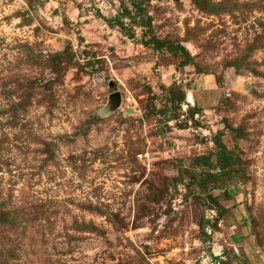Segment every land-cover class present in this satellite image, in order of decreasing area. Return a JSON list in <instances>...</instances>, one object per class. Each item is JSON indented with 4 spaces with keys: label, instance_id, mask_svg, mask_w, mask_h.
Segmentation results:
<instances>
[{
    "label": "rangeland",
    "instance_id": "374dc122",
    "mask_svg": "<svg viewBox=\"0 0 264 264\" xmlns=\"http://www.w3.org/2000/svg\"><path fill=\"white\" fill-rule=\"evenodd\" d=\"M135 1L0 0V264H264V0Z\"/></svg>",
    "mask_w": 264,
    "mask_h": 264
},
{
    "label": "trees",
    "instance_id": "16d2710c",
    "mask_svg": "<svg viewBox=\"0 0 264 264\" xmlns=\"http://www.w3.org/2000/svg\"><path fill=\"white\" fill-rule=\"evenodd\" d=\"M194 1L199 6L203 5L202 9H204V10L211 9L213 6V4L211 2H208L207 0H194ZM132 5L136 9V12L139 13L140 19L138 22H136L137 25H140L142 27H151V18L147 15L146 11L144 10L143 3H139L135 0H133ZM125 11H126L125 12L126 14L120 13L117 16H115L114 18H110V19L106 18L104 16H100V17H102L104 19V21L111 28L117 26L118 28H120L122 30L125 37L133 40L134 35L128 31V27L125 23V19L132 18V14L128 9H126ZM212 12H214V11H212ZM145 17H146V19H145ZM142 45H144L145 47L153 48L155 51H161L164 48L167 49L174 56L181 58V60H182L180 63L181 67H186L193 62V58L191 57L188 50H186V48H184L180 44H172L169 42H163V41H160L154 37V38H152V40L147 41V42L143 43ZM63 56H65V54L56 55L55 56L56 58L53 60V62L56 65H60L62 63ZM66 61H70L69 58H67ZM68 63L69 62H67V64ZM232 67L236 68V69L238 68L237 64H234V63H232ZM171 94L172 95L170 96L169 101L172 104L174 102H176L180 106V104L186 100V94L184 92H181L179 97H176V95L174 93H171ZM215 144H216V147L218 149V160H219L218 168H219L220 172L224 173V171H227V172L232 171L233 166H235L237 162H236V159L231 155V152L229 150H227V148L225 147V145L221 141V133L217 136ZM196 163H198V164L200 163V164H202L208 168L212 167V164L210 162V158L208 156H203V157L198 158L196 160ZM205 176L207 177V179L212 180V179H217L219 174L207 173V174L202 175L198 181H202V179L206 178ZM218 209L222 210V212H224V213H227V210H225L224 208H220V206ZM204 227L205 226H203V225L200 227L202 231L205 230ZM204 235H206V234H204Z\"/></svg>",
    "mask_w": 264,
    "mask_h": 264
},
{
    "label": "water",
    "instance_id": "95a60500",
    "mask_svg": "<svg viewBox=\"0 0 264 264\" xmlns=\"http://www.w3.org/2000/svg\"><path fill=\"white\" fill-rule=\"evenodd\" d=\"M112 98H120V95L117 93V94H114L111 96Z\"/></svg>",
    "mask_w": 264,
    "mask_h": 264
},
{
    "label": "built area",
    "instance_id": "2783aa9c",
    "mask_svg": "<svg viewBox=\"0 0 264 264\" xmlns=\"http://www.w3.org/2000/svg\"><path fill=\"white\" fill-rule=\"evenodd\" d=\"M218 264H220V262Z\"/></svg>",
    "mask_w": 264,
    "mask_h": 264
}]
</instances>
